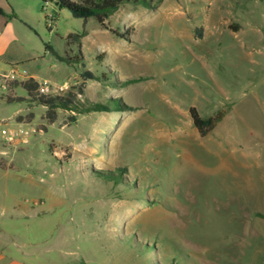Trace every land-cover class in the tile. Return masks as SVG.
Returning a JSON list of instances; mask_svg holds the SVG:
<instances>
[{"label": "rangeland", "instance_id": "obj_1", "mask_svg": "<svg viewBox=\"0 0 264 264\" xmlns=\"http://www.w3.org/2000/svg\"><path fill=\"white\" fill-rule=\"evenodd\" d=\"M5 2L27 23L12 17L7 68L69 88L92 71L80 98L110 110L50 123L0 87V127L34 113L0 162V244L34 264H264V0H127L106 20L125 37ZM83 28L82 61L67 39ZM190 106L219 115L206 136Z\"/></svg>", "mask_w": 264, "mask_h": 264}, {"label": "trees", "instance_id": "obj_2", "mask_svg": "<svg viewBox=\"0 0 264 264\" xmlns=\"http://www.w3.org/2000/svg\"><path fill=\"white\" fill-rule=\"evenodd\" d=\"M45 2L53 1L58 8H68L73 16L83 18L84 24L87 19H94L103 28H108L112 32L116 33L119 37H125L126 34L118 33L115 29H110L106 20L120 7L121 4L127 0H44ZM0 12H2L0 8ZM87 34V30L83 28L81 32L70 33L68 35L67 44H77L79 48V54L74 55L73 58L83 61L84 55L81 49L82 38ZM49 51L56 55L60 60L69 61L72 57L60 55L55 52L52 47H48ZM84 65V62H82ZM83 81L78 85H72L66 92L62 94H39V81L34 77L29 76L23 80H15L10 83L20 84L26 89L28 97L31 100L36 101L38 104H42L46 107L44 118L50 123L54 122L58 117V110L65 109L75 111L76 113H84L88 111H107L110 107L106 103L93 102L87 98L83 101L80 96L84 93L86 80L90 78H98L92 71L85 70L82 72ZM80 94V96H79ZM24 96H8L7 101H23ZM189 114L192 119L193 125L197 128L201 136H206L216 125L219 115H211L204 117L200 114L195 106L189 107ZM34 118L33 112L27 114H17L16 120L18 122H31ZM70 121L76 120V114L69 115Z\"/></svg>", "mask_w": 264, "mask_h": 264}, {"label": "crops", "instance_id": "obj_3", "mask_svg": "<svg viewBox=\"0 0 264 264\" xmlns=\"http://www.w3.org/2000/svg\"><path fill=\"white\" fill-rule=\"evenodd\" d=\"M0 3L3 4L10 11V12L6 11L5 10L6 8H4V9L1 8L2 12H0V16H1L0 17V70H6L9 63H7V59L5 58V56L7 55V51H8V48L10 47V43L12 42V39L14 38V36L12 35V32H11V29H10L12 17L18 19L19 21H21L25 25H27V23H26V21L23 20L21 15L17 14V12H15L14 9H12V6L10 4H8V2H7V6H6L5 0H3V2H0ZM29 76L34 77L39 82L48 81L45 79H43V80L37 79V77L31 73L29 74ZM62 83H64V82H62ZM14 85L15 84L12 85L13 91H16V89L18 87H22L20 84H16V86H14ZM24 97L28 98V95L24 96ZM0 100L4 101V95H0ZM5 102H8V101H5ZM25 109L26 108L17 110L13 117L16 119V115L18 113L24 111ZM14 126H18V127H22V128L26 127L22 122H19L18 124L14 125ZM2 127H3V125L0 127V134H1V128ZM11 149H12V145L4 144L3 137L1 134V138H0V162L3 159L7 160L6 162H9ZM0 169H3V168L0 167ZM6 171H8V170H6ZM7 176H9V175H7ZM22 253H23L24 257H27V256L30 257V255L32 254V253L27 252V251H23ZM0 264H34V263L28 261L27 258H26V260L20 258V256H17L16 252H13V249H10V247H6V246L0 244Z\"/></svg>", "mask_w": 264, "mask_h": 264}, {"label": "built area", "instance_id": "obj_4", "mask_svg": "<svg viewBox=\"0 0 264 264\" xmlns=\"http://www.w3.org/2000/svg\"><path fill=\"white\" fill-rule=\"evenodd\" d=\"M29 77V73L17 64L10 65L6 70H0V87L8 89L10 83L15 80H23ZM69 89L68 82L51 83L49 81L39 82V94H62ZM80 96V94H79ZM1 134L6 145H25L30 141L32 126L18 127L9 126L6 120H2Z\"/></svg>", "mask_w": 264, "mask_h": 264}]
</instances>
